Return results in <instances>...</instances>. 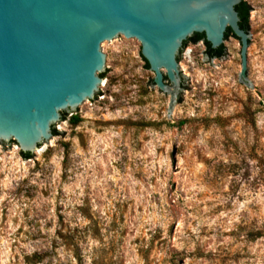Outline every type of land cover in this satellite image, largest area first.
I'll return each mask as SVG.
<instances>
[{
  "label": "rangeland",
  "instance_id": "obj_1",
  "mask_svg": "<svg viewBox=\"0 0 264 264\" xmlns=\"http://www.w3.org/2000/svg\"><path fill=\"white\" fill-rule=\"evenodd\" d=\"M245 1L255 90L233 35L183 49V97L124 38L78 125L31 159L0 146V264H264V0Z\"/></svg>",
  "mask_w": 264,
  "mask_h": 264
},
{
  "label": "water",
  "instance_id": "obj_2",
  "mask_svg": "<svg viewBox=\"0 0 264 264\" xmlns=\"http://www.w3.org/2000/svg\"><path fill=\"white\" fill-rule=\"evenodd\" d=\"M242 1L0 0V146L18 143L36 155L53 144L63 113L79 114L104 93L101 74L112 72L102 48L124 38L140 43L159 90L173 94L168 79L183 97L184 42L204 33L218 49L231 28L241 80L255 90L253 43L236 9Z\"/></svg>",
  "mask_w": 264,
  "mask_h": 264
},
{
  "label": "trees",
  "instance_id": "obj_3",
  "mask_svg": "<svg viewBox=\"0 0 264 264\" xmlns=\"http://www.w3.org/2000/svg\"><path fill=\"white\" fill-rule=\"evenodd\" d=\"M236 9L239 12L238 16L240 17V26L242 28L246 29L247 31H249V29H250V17H251L250 15H251V11H252L251 6L249 5V3H247V1L243 0L239 5L236 6ZM231 35H233L234 37L239 39L234 34L232 29L228 28L225 38L227 39ZM201 40H203L204 43L206 44V47H207V53L206 54H208L211 58H221L225 55L224 54L225 50H226L225 45L222 44L218 49L212 48L211 44L207 41L206 35L204 33L203 34L195 33L192 36H190L188 38V40L184 42V48L187 46L189 41H194L195 43H197ZM145 61H146L147 67L150 68V64L148 63V61L146 59H145ZM101 76L103 78H105L106 73H102ZM67 116H68L67 113H63V120H67ZM81 121H82L81 117L77 114H73L69 118V122L73 126L78 125ZM53 134H54V136L59 135V131L55 127H53ZM21 154L26 159H31L34 156L33 153H30V152L25 153V152L21 151ZM33 257H35V262H40L43 259V256H41L40 254H36ZM28 260H29V258H28Z\"/></svg>",
  "mask_w": 264,
  "mask_h": 264
}]
</instances>
